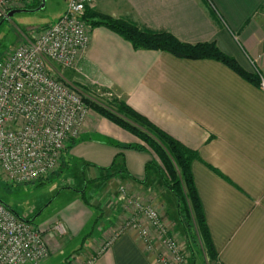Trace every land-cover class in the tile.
<instances>
[{"label": "crops", "instance_id": "1", "mask_svg": "<svg viewBox=\"0 0 264 264\" xmlns=\"http://www.w3.org/2000/svg\"><path fill=\"white\" fill-rule=\"evenodd\" d=\"M263 6L264 0H93L90 5L183 42H214L264 79ZM76 66L71 73L76 87L81 81L111 91L197 152L191 172L218 262L264 264V90L213 59L136 50L104 26L91 27ZM137 143V136L98 112L87 113L79 135L66 144L61 169L45 180L50 182L46 217L30 219L43 229L50 250L41 264H83L93 255L91 264H157L134 232L118 230L124 217L121 189L146 197L160 178V202L173 198L157 166L148 164L157 160L150 149L119 146ZM57 223L63 233L53 230Z\"/></svg>", "mask_w": 264, "mask_h": 264}, {"label": "built area", "instance_id": "2", "mask_svg": "<svg viewBox=\"0 0 264 264\" xmlns=\"http://www.w3.org/2000/svg\"><path fill=\"white\" fill-rule=\"evenodd\" d=\"M32 1L0 0V18L13 4L25 3V7ZM92 1L64 0V9L53 23L34 38L24 37L0 59V173L8 182L33 183L47 177L61 163L68 141L80 133L87 104L53 64L60 70H78L76 61L92 27L84 12ZM260 88L264 90L261 76ZM105 95L109 98L113 93ZM121 194L129 213L121 229L134 232L145 250L154 253L157 264H185V254L157 210L123 189ZM54 228L64 232L60 223ZM48 254L41 229L0 200V264H40ZM95 257L83 264H91Z\"/></svg>", "mask_w": 264, "mask_h": 264}, {"label": "trees", "instance_id": "3", "mask_svg": "<svg viewBox=\"0 0 264 264\" xmlns=\"http://www.w3.org/2000/svg\"><path fill=\"white\" fill-rule=\"evenodd\" d=\"M37 1L33 0L24 8H35ZM84 19L92 27L104 26L115 32L129 41L136 50L165 51L185 59H213L225 64L250 83L260 86L259 73L244 70L232 56L222 52L214 42H183L168 31L150 29L126 18H114L90 6L85 9ZM109 101L111 102L106 106L92 104V107L102 116L137 136L143 143L117 145L138 151L149 147L155 152L166 170L165 173L161 172L160 166L155 164L163 184L176 199V210L183 232L187 234L188 228L193 224L209 260L214 264H220L191 172V162L198 158L197 152L159 129L123 99L115 97Z\"/></svg>", "mask_w": 264, "mask_h": 264}, {"label": "rangeland", "instance_id": "4", "mask_svg": "<svg viewBox=\"0 0 264 264\" xmlns=\"http://www.w3.org/2000/svg\"><path fill=\"white\" fill-rule=\"evenodd\" d=\"M40 2L41 0H38L36 6H38ZM24 4L25 3H15L13 5L14 7L24 8V6H22ZM63 6V0H45L44 7L40 10L33 12L16 13L11 17L4 16L3 18H1L0 59L6 53L14 49V47H16L18 43L23 40L24 37L34 38L39 34V32L44 26L53 23L55 17L64 8ZM53 67L55 69L54 71H56V73L61 78H63V80L75 85V81L72 80V77L74 76L71 74L73 71L72 69L60 70V68H58L54 64ZM80 82H77V84L80 86H77L79 88L77 89L79 90L80 94L82 95L84 101L87 104L88 112H90V110H94L92 104L106 106L108 105V102H111L109 100H112L116 97V95L113 94L108 98V96L105 95L108 90H104L102 88H93L92 86L80 84ZM141 144H143L142 141ZM147 149H149V147ZM151 151L153 152L157 160H151L148 164L153 166V162H155L154 164L160 166L159 168L161 172L165 173L166 170L163 167L161 161L159 160L155 152L153 150ZM60 169L61 163L58 164L55 169L50 172V174H55L59 172ZM47 177L36 180L33 183H11L6 181L3 175L0 173V200L6 203L18 215L23 216L27 219H32V217H34L35 221H41L46 217V211L44 210V207L48 203L49 199V197L46 198L45 196H48V192L50 193V182L45 181ZM158 181L160 185H158V183L154 184L152 191L148 192V195L146 197H137L135 194L132 193H130L129 196H133L140 202L148 204L151 207L155 208V210H157L158 214L160 215V218L164 222L165 226H167L169 233L174 237L180 250L183 251V253L185 254V264H192L194 259L195 264H214L207 257L205 253V248L201 242V239L195 231L194 225L191 224L190 228H188L189 232L187 234L183 232L181 221L179 219V214L176 210L175 197L173 196L172 200H169L168 202H160V200H164V192L162 191L163 189L161 187L160 178ZM121 210L124 217L120 219L118 230L123 228L124 220L129 215L127 210L125 211L124 208H122ZM143 220L146 221L145 218H143ZM52 227L55 231L56 229L54 228V226ZM39 228L41 229V227ZM41 231L43 233V229H41ZM56 232L58 231L56 230ZM49 256L50 250L47 258L44 261H46ZM204 258L205 261L203 260Z\"/></svg>", "mask_w": 264, "mask_h": 264}, {"label": "water", "instance_id": "5", "mask_svg": "<svg viewBox=\"0 0 264 264\" xmlns=\"http://www.w3.org/2000/svg\"><path fill=\"white\" fill-rule=\"evenodd\" d=\"M44 4H45V0H41L40 4L38 6H36L35 8H12L9 11H7L6 17H11L16 13L33 12V11L40 10L41 8L44 7Z\"/></svg>", "mask_w": 264, "mask_h": 264}]
</instances>
